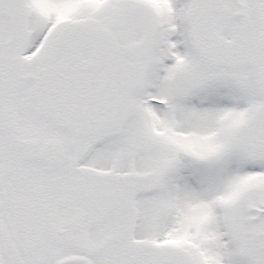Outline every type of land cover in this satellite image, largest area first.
<instances>
[{
    "label": "snow or ice",
    "instance_id": "snow-or-ice-1",
    "mask_svg": "<svg viewBox=\"0 0 264 264\" xmlns=\"http://www.w3.org/2000/svg\"><path fill=\"white\" fill-rule=\"evenodd\" d=\"M0 264H264V0H0Z\"/></svg>",
    "mask_w": 264,
    "mask_h": 264
}]
</instances>
